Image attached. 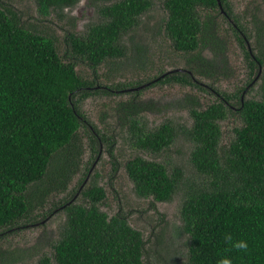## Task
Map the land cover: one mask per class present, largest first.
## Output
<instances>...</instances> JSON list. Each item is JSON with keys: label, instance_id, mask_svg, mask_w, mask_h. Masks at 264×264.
Here are the masks:
<instances>
[{"label": "trees", "instance_id": "16d2710c", "mask_svg": "<svg viewBox=\"0 0 264 264\" xmlns=\"http://www.w3.org/2000/svg\"><path fill=\"white\" fill-rule=\"evenodd\" d=\"M78 1L35 3L37 12L47 16L50 10ZM219 1L224 13L217 0H163L164 32L173 49L185 55L188 71L169 70L146 81L111 85H101L98 77L83 78L76 71L77 62L95 70L124 57L123 36L140 24L151 0H117L99 9L101 22L90 24L83 34H67V47L77 62L62 59L54 37L22 22L0 2V239L33 222L35 209L43 218L61 211L64 222L51 244V254H42L34 264H145L147 241L142 232L129 224L124 213L109 216L100 209L106 198L101 186L92 182L84 187L90 168H85L77 188L69 189L80 170L77 132L86 121L80 103L113 91L137 92L131 89L142 85L178 84L209 92L207 84L196 77L218 80L220 68L215 59L200 54L208 46L216 58L226 49L218 15L228 20L242 49L248 78L232 94L211 88L216 98L203 108L186 96L193 120L187 132L193 143L190 160L205 183L188 188L180 206L182 230L187 235L184 264H217L225 256L232 264H264V19L260 9L252 13L247 33L227 0ZM255 83L258 95L245 99ZM151 107L133 97L116 101L112 109L125 127L127 136L122 138L132 148L159 153L173 143L175 130L169 122L148 128L139 117ZM233 115L241 125L233 128L234 136L222 146L219 123ZM88 136L96 154L94 144L111 143L95 127ZM124 170L136 196L156 202L170 200L180 183V170L168 173L163 164L141 156L126 160ZM61 193L65 195L44 207L47 198ZM225 234H231L233 241H246L247 252L225 243ZM154 235L157 246L164 232L160 229ZM19 257L15 250L0 249V264H20Z\"/></svg>", "mask_w": 264, "mask_h": 264}, {"label": "rangeland", "instance_id": "374dc122", "mask_svg": "<svg viewBox=\"0 0 264 264\" xmlns=\"http://www.w3.org/2000/svg\"><path fill=\"white\" fill-rule=\"evenodd\" d=\"M117 0H79L75 5L62 10H50L47 16L37 12L35 0H0L11 9L22 22L34 28L41 34L56 39L59 55L65 61H75L66 44L67 34H83L90 24L103 20L99 9ZM232 14L239 20L242 27L249 33L251 28V14L257 9L264 19V4L262 0H227ZM220 25V33L227 38L226 49L223 54H217L208 46L201 50L206 59L216 61L218 80L196 77L203 82L209 92L198 90L192 86L178 84H155L146 86L138 91L118 92L109 95H93L80 103V111L85 118V127L77 132V145H80L79 172L73 176L69 189L77 188L78 181L83 178L85 168H90L84 182L88 187L92 182L101 186L106 194L100 209L109 216L117 212L124 213L129 224L140 230L146 243L145 264H184L187 258V235L182 230L180 206L184 192L190 187L205 183L204 178L194 169L190 157L193 143L188 137L192 126L190 105L186 104V96L193 97L203 108L216 98L215 90L219 93L232 94L246 85L247 68L242 49L230 29L227 19L216 15ZM167 12L163 0H151V5L145 14H142L140 24L130 33L123 36L122 44L126 48L124 57L111 60L93 70L83 62H77L76 71L83 78L98 77L101 85L146 81L160 72L169 70L188 71L185 64V55L173 49L172 44L164 32L163 23ZM226 19V20H225ZM250 46L253 39H249ZM110 76L109 78H104ZM195 78V79H196ZM258 83H255L245 94V99L256 97ZM211 89L212 92H210ZM187 94V95H186ZM137 102L151 104L150 110L140 113V119L148 128L169 122L175 130L173 143L159 153L139 151L130 146L126 137L125 127L117 119L112 109L118 100L133 98ZM233 102V101H232ZM232 108H235L233 104ZM222 146H227L232 139L233 128L241 125L237 116H229L220 121ZM95 127L110 137L107 146L104 141L94 144L95 151L90 145L89 130ZM134 156L152 160L163 164L168 173L175 169L181 171L180 183L175 193L168 201L156 202L150 198H139L133 190V184L128 179L124 162ZM64 193L47 198L45 208L49 202ZM80 195L76 198L80 199ZM34 221L27 225L14 228L0 239V249L15 250L20 254L18 263L34 264L44 253L51 254V244L58 239L61 226L64 222V213H52L46 218L41 216L40 210L32 212ZM162 229L164 235L159 238V244L154 245L157 231ZM161 261H164L161 263ZM6 262L3 261V264Z\"/></svg>", "mask_w": 264, "mask_h": 264}, {"label": "clouds", "instance_id": "9594fccd", "mask_svg": "<svg viewBox=\"0 0 264 264\" xmlns=\"http://www.w3.org/2000/svg\"><path fill=\"white\" fill-rule=\"evenodd\" d=\"M225 243L230 244L233 249H235L238 252H247L248 250V244L244 240L239 241H233V237L231 234H225L224 237ZM217 264H232V260L228 258L227 256L222 257L217 261Z\"/></svg>", "mask_w": 264, "mask_h": 264}, {"label": "water", "instance_id": "95a60500", "mask_svg": "<svg viewBox=\"0 0 264 264\" xmlns=\"http://www.w3.org/2000/svg\"><path fill=\"white\" fill-rule=\"evenodd\" d=\"M217 2H218V5H219V7H220V9H221V12L224 13V11H223V9H222V7H221L220 1L217 0ZM173 71H178V70H173ZM168 73H170V72L165 73L162 77H164V76H165L166 74H168ZM143 87H145V85H142V86H140V87H137V88H135V89H131V90H138V89H141V88H143Z\"/></svg>", "mask_w": 264, "mask_h": 264}]
</instances>
